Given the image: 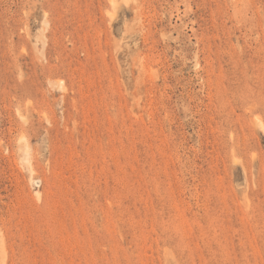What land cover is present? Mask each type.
<instances>
[{
	"label": "rangeland",
	"instance_id": "374dc122",
	"mask_svg": "<svg viewBox=\"0 0 264 264\" xmlns=\"http://www.w3.org/2000/svg\"><path fill=\"white\" fill-rule=\"evenodd\" d=\"M0 264H264V0H0Z\"/></svg>",
	"mask_w": 264,
	"mask_h": 264
},
{
	"label": "bare ground",
	"instance_id": "6f19581e",
	"mask_svg": "<svg viewBox=\"0 0 264 264\" xmlns=\"http://www.w3.org/2000/svg\"><path fill=\"white\" fill-rule=\"evenodd\" d=\"M29 145V144H28ZM26 145L25 148H26V153H28V150H29V146Z\"/></svg>",
	"mask_w": 264,
	"mask_h": 264
}]
</instances>
